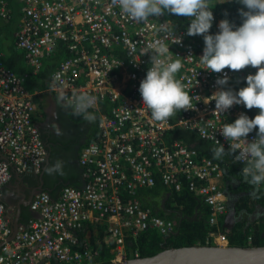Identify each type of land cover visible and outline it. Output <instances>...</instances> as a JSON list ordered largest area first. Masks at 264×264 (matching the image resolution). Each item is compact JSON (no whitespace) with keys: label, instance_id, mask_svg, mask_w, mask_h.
Wrapping results in <instances>:
<instances>
[{"label":"built area","instance_id":"obj_1","mask_svg":"<svg viewBox=\"0 0 264 264\" xmlns=\"http://www.w3.org/2000/svg\"><path fill=\"white\" fill-rule=\"evenodd\" d=\"M14 5L19 13L15 47L29 71L18 74L7 67L0 47V152L4 155L0 159V264H98L99 249L91 243L90 231L80 236L86 225L95 228L94 234L105 227L103 242L112 244V261L128 259L126 238L148 230L160 235L174 230L173 220L157 215L137 198L140 190L153 188L158 180L169 190L186 187L198 195L209 210L208 224L215 229L212 241L228 245L221 227L227 212L223 168L181 140L168 141L173 125L169 120L154 121L139 92L155 54L151 45L163 36L160 24L171 20L163 15L136 23L112 0H15ZM10 16L8 1L0 0V19ZM213 16L212 24L219 29L222 19ZM171 24L180 43L173 36L165 43L173 54H169L170 62L180 59L182 63L176 79L190 96L199 97L192 109L180 111L178 124L229 150L237 142L226 140L221 129L241 114L247 115L245 106L233 105L219 115L209 98L222 90L238 93L247 87L246 77L258 69L208 71L199 59L204 41L194 42L187 28ZM59 44L67 54L51 72L48 89L73 112L74 97L95 96L96 103L88 111L98 118L97 136L78 154L82 186L64 185L54 197L45 190L35 192L29 203L34 216L20 223L9 239L12 226L2 188L11 179V169L41 173L48 153L34 123L33 94L24 80L28 74L39 73ZM57 73L59 79L54 80ZM225 75L228 84L219 86L216 81ZM256 138L253 130L246 140L251 143ZM244 147L240 141L239 148L230 149L235 152L232 159L243 167L235 155ZM209 241L206 237L205 244H197L209 245ZM134 257H138L136 252Z\"/></svg>","mask_w":264,"mask_h":264},{"label":"clouds","instance_id":"obj_2","mask_svg":"<svg viewBox=\"0 0 264 264\" xmlns=\"http://www.w3.org/2000/svg\"><path fill=\"white\" fill-rule=\"evenodd\" d=\"M239 3L248 9L240 10L242 25L233 30L235 25L224 19L219 24V33L210 35L208 33L214 20L210 0H112L113 6H118L123 14L136 23H148L152 17L159 18L166 12L192 18L187 35L203 36L205 47L199 59L210 72L222 73L225 69L238 72L249 66L258 69L255 75L246 77L247 87L241 88L238 93L231 89L222 90L209 98L215 101L214 113L219 115L233 105L259 110L253 119L241 114L234 123L224 124L221 129L226 140L237 142L234 146L230 145V149L239 148V142H244L245 147L235 155V160L246 165L242 174L246 182L257 187L264 183V0H239ZM159 31L163 36L151 45L155 54L151 56V67L140 84L139 92L143 105L151 112V118L167 122L181 110L192 109L193 100L199 97L190 96L182 82L176 79V73L182 67L181 60L170 62L169 54L172 53L165 41L169 36L174 37V26L166 22L160 24ZM175 40L180 43L178 39ZM56 79H59V73L54 76ZM216 83L226 86L228 77L225 75ZM61 99H65L63 94ZM73 99L74 114L83 115L90 122L94 121L96 117L88 109L94 106L97 98L85 94ZM254 129H258L257 138L248 143L246 138ZM216 143L219 146L212 150L213 159L222 160L224 156L235 153L230 149L226 152L219 141ZM46 171L62 174L61 162Z\"/></svg>","mask_w":264,"mask_h":264},{"label":"trees","instance_id":"obj_3","mask_svg":"<svg viewBox=\"0 0 264 264\" xmlns=\"http://www.w3.org/2000/svg\"><path fill=\"white\" fill-rule=\"evenodd\" d=\"M9 6L11 7V16L5 23L0 24V47L4 53L3 62L4 64L11 68L14 72L18 74L28 73V67L24 62L22 52L15 47V33L16 29L13 27L9 28V22L12 18L19 17L16 6L14 5L15 0H7ZM210 5L212 7L211 11L213 15L224 20L227 19L230 23L238 28L243 23V18L240 16V10L247 11L248 9L239 3V0H210ZM172 23L179 25L183 28H189L191 20L188 17L177 16L171 13L164 14ZM19 19V18H18ZM17 28V27H16ZM220 29H216L212 24L209 30L210 35L218 34ZM191 39L196 42L198 40H203L202 35L191 36ZM7 40V43L4 41ZM67 54L64 46L62 44L58 45L57 52L47 60H45V65L39 71L37 75L28 74L25 77L24 85L26 89L33 94V99H35L34 93L48 89L50 74L54 70L56 63ZM247 116L253 119L259 114L258 109H247L245 107ZM68 118L74 122L85 120L83 115H76L70 109H68ZM181 118V113L178 112L176 116L169 119L173 125L172 129L169 131L167 140H181L188 147L195 149L200 156H204L214 162L220 164L224 172L229 173L227 170L232 167L236 172L242 174L243 166L237 164L232 158V155H226L222 160L213 159L212 150L216 148L213 143L202 140L195 131L188 129L184 125L178 124ZM97 121L96 116V131H94L91 136L88 137L85 144L89 141L94 140L97 136ZM258 132V129H254ZM84 144V145H85ZM228 152V149H225ZM57 152L51 150L49 154L50 163L48 168H52L53 164L57 161ZM70 164V162H68ZM44 172H47L46 170ZM51 174L49 172L46 175ZM225 179L228 176L225 174ZM81 179L80 169H79V180ZM240 184L236 188H229L235 193H240V195L235 199L233 204L235 208V214L243 213L244 218L242 220H236L231 229L224 228L223 231L226 233L228 239V245L232 246H259L264 245V218L251 221L248 215L254 214L257 206L264 208V183L259 186L254 187L250 183L246 182L243 178L238 179ZM71 184H81L82 179L79 182H70L69 184L73 187H80ZM58 189V190H59ZM49 194L54 197L56 193ZM46 191V190H45ZM137 198L140 200L141 204L146 207H150L157 215L169 218L174 222V230L167 235H160L152 230L144 231L135 237H128L125 240L126 250L128 252V258H134V253L138 254V257L151 256L162 249L168 247H181L196 245L197 243L205 244V238L209 237V245H213L212 241V230H215L208 224L209 210L203 203L202 199L190 192L186 187H183L180 191H173L165 188L162 183L158 180L156 185L151 189H142L137 194ZM162 202V203H161ZM92 225H86L80 232V236L83 237L86 231H90V241L99 249V256L97 258V263H109L113 259V255L110 252L112 244L106 246L103 242V236L105 234V227L101 226L96 229L94 234ZM250 236L251 242H247V238ZM99 240V245L96 242Z\"/></svg>","mask_w":264,"mask_h":264},{"label":"crops","instance_id":"obj_4","mask_svg":"<svg viewBox=\"0 0 264 264\" xmlns=\"http://www.w3.org/2000/svg\"><path fill=\"white\" fill-rule=\"evenodd\" d=\"M34 96L35 99L33 100L36 105V115L34 118V123L39 131L43 130L44 133L48 136H51L53 134L58 135V131L60 129L63 130L62 120H67V122L72 125H81L80 121L74 122L68 118V108L65 107L49 89L36 92L34 93ZM3 158L4 155L0 152V159ZM45 170L46 165H44L41 173L39 174H34L31 171L17 173L13 169H11V179L2 188V200L6 207V217L10 223L15 218V208L17 204H22L25 208L24 210L21 207L19 216L21 223H26L30 217L34 216V213L29 209L30 202L28 201V193L33 187H38L39 185L42 186L43 183H46L48 177H50L51 174L46 175L47 172H44ZM227 170L229 173L226 172L224 174L228 176V179H225L224 176L223 182L225 192L229 188L234 189L239 186V178H243L245 180L243 174L240 175V173L234 171L232 167L230 169H228L227 167ZM41 174L42 176H40ZM41 181H43V183H41ZM71 185L80 186L81 184ZM262 218H264V208L257 206L256 212L252 215L251 221H257ZM234 223L235 221L233 222L232 226L234 225Z\"/></svg>","mask_w":264,"mask_h":264},{"label":"water","instance_id":"obj_5","mask_svg":"<svg viewBox=\"0 0 264 264\" xmlns=\"http://www.w3.org/2000/svg\"><path fill=\"white\" fill-rule=\"evenodd\" d=\"M49 154L50 150L48 147L45 165H47L49 162ZM40 176H42V174ZM41 183H43V181H41ZM39 190H43L41 185L31 189L28 198L29 202L31 201L35 192ZM229 208L230 209H228L224 218L223 226L231 229L233 227V222L236 221L237 215L235 214V208L233 204L230 205ZM20 212V204H17L15 208V218L11 222L12 232L9 239L14 236L18 225L21 223L19 217ZM239 215L240 214H238V216ZM98 264H264V245L220 246L217 244H196L181 247H168L151 256L134 257L128 258L121 262L111 261L109 263Z\"/></svg>","mask_w":264,"mask_h":264},{"label":"flooded vegetation","instance_id":"obj_6","mask_svg":"<svg viewBox=\"0 0 264 264\" xmlns=\"http://www.w3.org/2000/svg\"><path fill=\"white\" fill-rule=\"evenodd\" d=\"M80 127L81 132L83 134H79L77 137L73 138L70 137L66 139L67 141H63L62 134L64 133V126L62 125V129L58 131V135L53 134L51 136H48L44 133L43 130L40 131L41 137L44 141V144L46 148L49 147L50 153L51 150L56 151L57 153V161L53 164V167L57 162H61L62 164V174L60 172H52L51 176L48 177L46 183L42 185V188L44 190H47L51 193H54L59 189V187L62 184H69L70 182H79V166H78V154L81 149V147L85 144V142L88 139L87 134L90 132L91 122L86 120L80 121ZM61 135V139H60ZM70 162V164H68ZM50 163H47L46 167H48ZM52 177V178H51ZM31 191V190H30ZM30 193V192H29ZM28 193V196H29ZM226 193L228 194V205H227V211L230 205L234 204L235 199L240 195L241 192L235 193L234 191L228 189L226 190ZM235 199H234V198ZM20 207H22L24 210L22 204H20ZM239 214V213H238ZM236 220H242L244 218L243 213H240L239 216H236ZM248 218L251 220L252 215H248Z\"/></svg>","mask_w":264,"mask_h":264},{"label":"rangeland","instance_id":"obj_7","mask_svg":"<svg viewBox=\"0 0 264 264\" xmlns=\"http://www.w3.org/2000/svg\"><path fill=\"white\" fill-rule=\"evenodd\" d=\"M19 17H15V18H12L9 22V28L12 29L13 27H15V29H17V25H18V19ZM7 23L6 21H1L0 20V24L1 23ZM16 34V33H15ZM6 43H7V40H4ZM70 121V120H69ZM88 121V120H86ZM71 122V121H70ZM62 124L64 126V133L62 135V139L60 137L61 140L63 141H67L66 139L70 138V137H77L79 134H83L81 132V127L78 126V125H72L70 124L69 122H67V120H62ZM96 131V123H95V120L94 121H91V127H90V132L87 134V136H91V134ZM162 203V202H161Z\"/></svg>","mask_w":264,"mask_h":264},{"label":"bare ground","instance_id":"obj_8","mask_svg":"<svg viewBox=\"0 0 264 264\" xmlns=\"http://www.w3.org/2000/svg\"><path fill=\"white\" fill-rule=\"evenodd\" d=\"M234 198V197H233ZM235 199V198H234Z\"/></svg>","mask_w":264,"mask_h":264}]
</instances>
